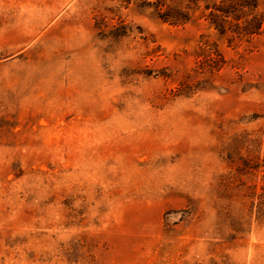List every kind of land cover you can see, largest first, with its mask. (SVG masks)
<instances>
[{
  "label": "rangeland",
  "instance_id": "374dc122",
  "mask_svg": "<svg viewBox=\"0 0 264 264\" xmlns=\"http://www.w3.org/2000/svg\"><path fill=\"white\" fill-rule=\"evenodd\" d=\"M222 1L0 0V264H264V26Z\"/></svg>",
  "mask_w": 264,
  "mask_h": 264
},
{
  "label": "trees",
  "instance_id": "16d2710c",
  "mask_svg": "<svg viewBox=\"0 0 264 264\" xmlns=\"http://www.w3.org/2000/svg\"><path fill=\"white\" fill-rule=\"evenodd\" d=\"M261 3H264V0H223L220 4L215 5L214 10L210 13L211 25L222 34L233 32L236 36L235 39L245 34H259L264 26V12H259ZM248 6L253 10L251 14L247 12ZM247 16H251V19L249 20ZM230 18L237 20L245 18V23L244 25L241 23L232 24L228 21Z\"/></svg>",
  "mask_w": 264,
  "mask_h": 264
}]
</instances>
